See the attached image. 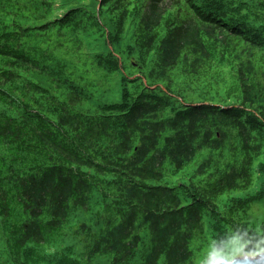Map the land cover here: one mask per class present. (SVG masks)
<instances>
[{
	"label": "trees",
	"instance_id": "1",
	"mask_svg": "<svg viewBox=\"0 0 264 264\" xmlns=\"http://www.w3.org/2000/svg\"><path fill=\"white\" fill-rule=\"evenodd\" d=\"M263 203L264 0H0V264L233 259Z\"/></svg>",
	"mask_w": 264,
	"mask_h": 264
},
{
	"label": "water",
	"instance_id": "2",
	"mask_svg": "<svg viewBox=\"0 0 264 264\" xmlns=\"http://www.w3.org/2000/svg\"><path fill=\"white\" fill-rule=\"evenodd\" d=\"M217 264H264V253L255 257L243 256L239 258H233L229 261L219 259Z\"/></svg>",
	"mask_w": 264,
	"mask_h": 264
},
{
	"label": "rangeland",
	"instance_id": "3",
	"mask_svg": "<svg viewBox=\"0 0 264 264\" xmlns=\"http://www.w3.org/2000/svg\"><path fill=\"white\" fill-rule=\"evenodd\" d=\"M259 209H264V203L259 206ZM263 251H264V247L262 245H257V246H255L254 250L250 251V254H247L245 252L244 248H243L242 251H241V255H238V256H235V257H237V258L243 257V256L255 257V256H258V255L264 253ZM254 254H256V255L255 256H251V255H254ZM230 256H233V255H230ZM221 259L228 261L231 258H229V259L228 258H221ZM212 260L213 259H211L208 264H215L216 263V262H214Z\"/></svg>",
	"mask_w": 264,
	"mask_h": 264
}]
</instances>
